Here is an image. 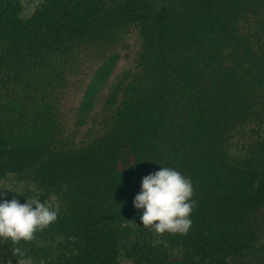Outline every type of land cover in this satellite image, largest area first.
<instances>
[{
	"label": "trees",
	"instance_id": "trees-1",
	"mask_svg": "<svg viewBox=\"0 0 264 264\" xmlns=\"http://www.w3.org/2000/svg\"><path fill=\"white\" fill-rule=\"evenodd\" d=\"M131 28L140 51L110 83L119 57L105 47ZM100 47L74 126L97 103L104 117L77 141L63 100L79 57ZM161 167L192 182L186 235L144 228L133 205ZM10 174L30 178L58 213L19 245L36 264H231L263 253L264 0H42L28 16L19 0H0V181ZM4 200L12 193L0 187Z\"/></svg>",
	"mask_w": 264,
	"mask_h": 264
},
{
	"label": "clouds",
	"instance_id": "clouds-1",
	"mask_svg": "<svg viewBox=\"0 0 264 264\" xmlns=\"http://www.w3.org/2000/svg\"><path fill=\"white\" fill-rule=\"evenodd\" d=\"M194 188L189 178L172 167L143 177L141 191L133 205L143 209L140 220L143 227L158 235L164 233L186 235L192 227L191 214L196 202L192 199ZM58 213L36 198H27L21 204L18 199L0 202V243L11 241L14 256H24L21 241L31 242L38 231L54 223ZM121 227H137L134 220H125Z\"/></svg>",
	"mask_w": 264,
	"mask_h": 264
},
{
	"label": "rangeland",
	"instance_id": "rangeland-1",
	"mask_svg": "<svg viewBox=\"0 0 264 264\" xmlns=\"http://www.w3.org/2000/svg\"><path fill=\"white\" fill-rule=\"evenodd\" d=\"M19 1L22 4L24 16H28L34 11V9L42 0ZM101 47L103 48V46ZM101 47L99 50L90 49L82 55L81 59L79 57L80 61L78 62V70L74 73V75H72V85L63 100V110L65 111L68 122L67 126L70 131H77V141H80L81 138H88V131L92 130L94 132L96 127H101L104 117L102 116V104L100 105L97 103L95 110L90 115L88 123L78 129H76L74 126L75 110L80 103L82 92L89 81V77L87 75L93 72L99 64L98 57L101 53ZM140 48L141 44L138 32L134 28L126 31V33L117 43L111 45V49L110 47H105L107 54L115 52L119 57L113 74L110 78V83H115L120 77H122L128 70L132 68ZM102 52H105V50L102 49ZM109 86L110 84L108 87ZM0 187L10 190L12 193V199H18L21 204L26 203L27 198L39 199L41 197L37 185L30 178L19 174H10L6 178H3L0 181ZM46 204L51 208L53 207L51 205V200H48ZM41 244L43 245V243ZM7 246L12 250L14 247H16L10 243L8 245V242L0 243V264H36V261L32 257L31 253L25 254L24 256H14L7 250ZM239 262L243 264H264V252L259 255L245 256L239 258V260L236 259L231 262V264H240Z\"/></svg>",
	"mask_w": 264,
	"mask_h": 264
}]
</instances>
